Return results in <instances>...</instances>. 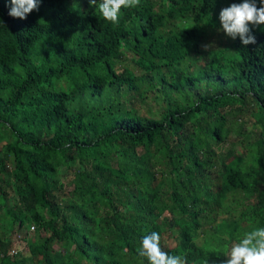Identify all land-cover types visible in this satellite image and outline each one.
<instances>
[{
    "label": "trees",
    "instance_id": "obj_1",
    "mask_svg": "<svg viewBox=\"0 0 264 264\" xmlns=\"http://www.w3.org/2000/svg\"><path fill=\"white\" fill-rule=\"evenodd\" d=\"M233 3L140 0L113 26L88 0H0V264H148L141 237L176 228L162 251L220 264L264 227V26L225 36Z\"/></svg>",
    "mask_w": 264,
    "mask_h": 264
},
{
    "label": "clouds",
    "instance_id": "obj_2",
    "mask_svg": "<svg viewBox=\"0 0 264 264\" xmlns=\"http://www.w3.org/2000/svg\"><path fill=\"white\" fill-rule=\"evenodd\" d=\"M90 6L106 23L118 26L122 8L135 9L140 7V0H88ZM8 15L13 18L26 19L32 11L38 10L39 0H10ZM242 0L222 8L219 21L223 32L236 39L239 37L242 45L254 44L251 26H264V0ZM31 227V228H30ZM33 229L32 224L29 226ZM239 242L224 254L220 264H264V227H256L245 232L238 238ZM165 237H160L156 231L143 235L139 241L137 253L147 260L148 264H186L181 255H171L165 251L170 249L165 244ZM160 242L163 250H161ZM17 250L10 249V254ZM22 253V252H21ZM229 257H228V256ZM207 264V260L202 261Z\"/></svg>",
    "mask_w": 264,
    "mask_h": 264
},
{
    "label": "rangeland",
    "instance_id": "obj_3",
    "mask_svg": "<svg viewBox=\"0 0 264 264\" xmlns=\"http://www.w3.org/2000/svg\"><path fill=\"white\" fill-rule=\"evenodd\" d=\"M221 31H222V33H224L223 30H221ZM221 31H220V32H221ZM224 34H225V33H224ZM225 36H227V35L225 34ZM227 37H228V36H227ZM213 38H214V37H213ZM214 39H215V38H214ZM214 39H213V41H215ZM138 72H140V71H139V70H136V71H135V73H138ZM154 104H155V103H153V102L147 100L145 103L140 104V106H150V107H153ZM140 106H139V107H140ZM153 109H154V107H153ZM155 112H156V111H155ZM240 120H241L242 122L239 121V120H238V122H241V124H242V125H241V129H242V131H243L244 133H248V135H246L247 139H248V140H252L253 138H255V136L257 135V127H256V124H255V122H254V119H253L250 115L247 114V115H245V116H242V117L240 118ZM238 122H237V123H238ZM228 136L230 137L231 140H232V139H234V140H238V139L242 138L241 135L236 134V132H235V127H234V126H233V128L230 130V133H229ZM229 144H230V141H226L225 143H223V144L219 145L218 147H216L215 150L217 151V150H219V149H221V148L225 149L226 147H228ZM235 145H236V146H235ZM232 146H233V148H236V147H237V144H233ZM219 147H220V148H219ZM70 175H71V173H69L68 175H66V176L64 177V178H65L64 181H67V180L69 179ZM168 217H169V214H168L167 212H163V213L160 215V217L158 218V222L166 221ZM30 228H31V227H30ZM202 231H203V228H202V227H200V228L197 230V232H198V234H199L198 241H199L200 238H201V233H202ZM171 232H172L173 236H176V235L178 234V232H179V228L171 229ZM173 236H171V237H165V239H166V241H165L166 246L170 247V246H173V245H174ZM8 237H9L10 239L14 240L15 235H14V234H11V235L9 234ZM236 244H237V243H233V244H231V245L228 247L227 254L230 252L231 247L235 246ZM21 252H22V254H26V253H27V250H26L25 248H23V249H21ZM227 256H228V255H227ZM228 257H229V256H228ZM201 264H202V262H201Z\"/></svg>",
    "mask_w": 264,
    "mask_h": 264
}]
</instances>
